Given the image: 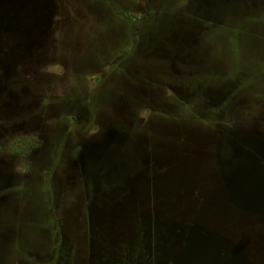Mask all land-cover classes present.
<instances>
[{"label":"rangeland","instance_id":"1","mask_svg":"<svg viewBox=\"0 0 264 264\" xmlns=\"http://www.w3.org/2000/svg\"><path fill=\"white\" fill-rule=\"evenodd\" d=\"M232 2L0 0V264H140L89 186L264 264V0Z\"/></svg>","mask_w":264,"mask_h":264},{"label":"trees","instance_id":"2","mask_svg":"<svg viewBox=\"0 0 264 264\" xmlns=\"http://www.w3.org/2000/svg\"><path fill=\"white\" fill-rule=\"evenodd\" d=\"M230 3H233L232 0H230ZM208 108L209 109L204 111V109L201 110L200 107H197V109L201 110L203 114H210L211 117H213L212 113H217L216 112L217 109L214 108L213 106H209ZM219 132H220V127L217 129V132H215L213 136L214 142L215 139L217 138L216 135ZM181 141L182 140H180V143ZM209 144L211 145V141H209ZM185 145L195 148L193 146V143L188 142V140H186ZM75 157H77L78 160V158L81 157V155ZM82 159L83 158H81V160ZM77 160L76 162H74L75 164L77 163ZM77 165L79 164L77 163ZM90 187L91 186H89L87 193L95 194V196L92 199V202L99 201V203H104L102 208L104 211H107L100 213L103 215L102 219L100 220L101 224H98L99 221H97L96 226H103L104 228L105 226H108L110 228L112 224L123 225L126 223L125 227L128 228V232L126 233V235L125 233L123 234L119 233V236H124V235L128 236V233H131L130 232L131 229L127 226V224H129L130 222L133 223V226L136 228V230L135 231L133 230V232L137 233V237L135 238V240L136 242H138L137 249L135 250L133 249V251L136 252L135 254L140 264H201L199 258L195 257V255L200 256L199 251L201 247L198 249V251H196L198 244L193 245L192 241H194V239H191V235L193 234V232L199 234V236L205 233L204 232L205 230H202L201 229L202 226H200L198 223H195L193 221L182 224V222L173 221L170 225L166 224L164 227H156L155 229H152L151 232H148V230L147 231L144 230L141 223V217L139 215H137V219H136L137 224L133 221L135 219L134 215L138 212H134V204L136 200L130 198L131 197L130 190L124 189L122 192L116 194H107V193L102 194L97 192V190H95L96 189L95 187H93V189L92 187L91 188ZM150 189H151V185H150ZM148 204L150 205L149 200L147 198L146 200L144 199L143 201L137 200L136 206H139L141 208L144 207L142 211L144 212L145 208L150 209V207H147ZM115 207L118 208V216L119 215H123V216L122 217L119 216L118 220H115L114 218V220L111 221L113 217L112 215H114V212L111 211L112 208ZM121 212H129V213L128 216H126ZM89 213L90 212H88V214ZM103 219L105 220V222H103ZM145 237L147 238L146 240ZM148 242L149 245L147 246L146 244H148ZM195 243H197V241H195ZM234 258L235 256L230 255V258L227 261L226 260L223 261L221 264H239V262H237V260Z\"/></svg>","mask_w":264,"mask_h":264},{"label":"clouds","instance_id":"3","mask_svg":"<svg viewBox=\"0 0 264 264\" xmlns=\"http://www.w3.org/2000/svg\"><path fill=\"white\" fill-rule=\"evenodd\" d=\"M47 71L51 72V71H55L58 75H62L63 74V69L57 65L55 66V69H52V68H48ZM75 80L74 79H70L69 80V84L70 86H75Z\"/></svg>","mask_w":264,"mask_h":264},{"label":"water","instance_id":"4","mask_svg":"<svg viewBox=\"0 0 264 264\" xmlns=\"http://www.w3.org/2000/svg\"><path fill=\"white\" fill-rule=\"evenodd\" d=\"M192 243H193V245H197L198 244V243H195V241H192ZM199 248H200V245H198L197 249H199ZM231 252H232V256H233L234 253L236 252V249L233 248Z\"/></svg>","mask_w":264,"mask_h":264},{"label":"flooded vegetation","instance_id":"5","mask_svg":"<svg viewBox=\"0 0 264 264\" xmlns=\"http://www.w3.org/2000/svg\"><path fill=\"white\" fill-rule=\"evenodd\" d=\"M2 14H3V17H4V14H5V13L3 12Z\"/></svg>","mask_w":264,"mask_h":264}]
</instances>
